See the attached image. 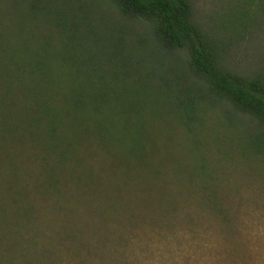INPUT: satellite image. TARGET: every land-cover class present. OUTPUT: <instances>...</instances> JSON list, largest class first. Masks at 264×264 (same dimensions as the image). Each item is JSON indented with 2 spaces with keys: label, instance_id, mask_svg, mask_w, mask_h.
Wrapping results in <instances>:
<instances>
[{
  "label": "trees",
  "instance_id": "obj_1",
  "mask_svg": "<svg viewBox=\"0 0 264 264\" xmlns=\"http://www.w3.org/2000/svg\"><path fill=\"white\" fill-rule=\"evenodd\" d=\"M208 1L0 0V264H130L205 220L236 243L221 163L264 183V0Z\"/></svg>",
  "mask_w": 264,
  "mask_h": 264
},
{
  "label": "rangeland",
  "instance_id": "obj_2",
  "mask_svg": "<svg viewBox=\"0 0 264 264\" xmlns=\"http://www.w3.org/2000/svg\"><path fill=\"white\" fill-rule=\"evenodd\" d=\"M208 0H197L199 15L208 13ZM131 26H127L128 28ZM134 28V29H133ZM133 36L141 37V46H152V40L144 26L132 25ZM258 41L232 46L227 63L238 72H251L262 68L263 62L257 49ZM260 45V44H259ZM224 193L228 189L236 192L229 197L236 212L235 228L242 230L231 244L225 234L209 229L207 221L194 234L188 233L184 225H177L161 235L140 236L137 244L130 246L127 260L130 264H264V183L257 176V169L249 163H221ZM234 195V196H233ZM212 223V222H211ZM233 263V262H232Z\"/></svg>",
  "mask_w": 264,
  "mask_h": 264
}]
</instances>
